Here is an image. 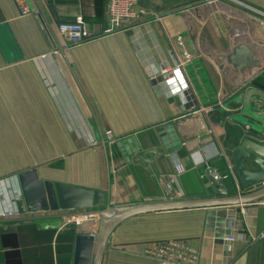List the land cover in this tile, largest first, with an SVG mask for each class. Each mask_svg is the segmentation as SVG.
<instances>
[{
  "label": "crops",
  "instance_id": "crops-1",
  "mask_svg": "<svg viewBox=\"0 0 264 264\" xmlns=\"http://www.w3.org/2000/svg\"><path fill=\"white\" fill-rule=\"evenodd\" d=\"M27 2L22 15L16 0H0V203L15 195L20 210L0 217V264H76L78 236L97 225L69 217L94 208L62 204L85 191L104 192L111 206L213 196L209 167L233 173L232 192L264 187L241 188L228 145L239 96L264 92V0H139L147 14L111 32L108 0ZM77 17L96 37L70 45L59 25ZM177 64L186 95L169 94L160 76ZM33 170L57 208L35 202L37 185L28 209L19 175ZM171 240L195 248L198 264H264V197L130 216L111 232L102 264H161L145 249Z\"/></svg>",
  "mask_w": 264,
  "mask_h": 264
},
{
  "label": "water",
  "instance_id": "water-1",
  "mask_svg": "<svg viewBox=\"0 0 264 264\" xmlns=\"http://www.w3.org/2000/svg\"><path fill=\"white\" fill-rule=\"evenodd\" d=\"M40 16L44 18L42 9H40ZM250 95L256 96L259 100L257 99V102H254V100L250 102ZM239 98L241 99L240 101L244 103L241 116L239 118L233 117L229 121L230 126L234 127L239 132H232L228 145L231 146L230 150L233 158L234 171L240 180L241 188L245 189L250 188L254 184L264 182V92L252 89L248 91V93L240 95ZM250 105L257 108V113H249V111L252 110ZM151 153L152 151L148 150L143 156L147 154L151 155ZM246 160L254 164L256 168L250 169L246 164ZM205 175L212 184L213 196L207 195L202 198L182 201L111 206L109 202H107L109 198L104 192L85 191L87 192L86 195H88V198L83 196L80 199L81 201L76 203L62 204L65 209H75V207L94 208L91 211L84 212V214H97L99 216L96 235L78 236L76 264H91L92 259L93 264H102L103 255L107 248V241L111 232L120 222L130 216L161 210L238 205L264 197V187L257 191L244 194L232 192V190L230 191L228 185H225V180L227 178L233 182L235 179L233 173L223 175L216 167H209ZM19 178L29 210H32V201L34 199H32L28 188L31 186L32 193V188H37V185H40L42 200H35V202L42 204V208L48 209V201L50 204L51 200V207H58L55 200V190L46 188V185H51V183L38 179L35 170L20 174ZM74 190L84 192L80 189ZM66 198H69V195H66ZM63 216L67 217L70 216V214L66 213L60 217ZM59 226L60 223H56L53 227Z\"/></svg>",
  "mask_w": 264,
  "mask_h": 264
},
{
  "label": "built area",
  "instance_id": "built-area-1",
  "mask_svg": "<svg viewBox=\"0 0 264 264\" xmlns=\"http://www.w3.org/2000/svg\"><path fill=\"white\" fill-rule=\"evenodd\" d=\"M16 1L22 15L29 13L30 8L27 0ZM146 14L147 12L145 10L140 9L139 0H108L107 16L110 21V28L105 32L124 29L135 21L142 19ZM59 33L70 45H78L96 37L82 17H77L72 22L61 23L59 25ZM160 76L163 78L169 94L186 95L189 89V83L181 64L163 68ZM16 200L17 197L14 195L13 202L9 201V207H3L0 203V217L9 218L20 214V210L17 204H15ZM88 220H95L98 228L99 216L97 214L76 213L69 217V222H74L76 225H80ZM234 239L235 237L227 238L228 241H233ZM145 255L158 260L161 264H198L196 249L176 240L150 244L145 249Z\"/></svg>",
  "mask_w": 264,
  "mask_h": 264
}]
</instances>
